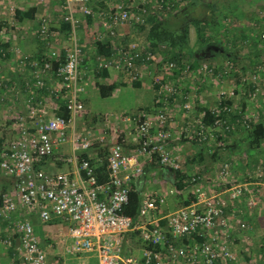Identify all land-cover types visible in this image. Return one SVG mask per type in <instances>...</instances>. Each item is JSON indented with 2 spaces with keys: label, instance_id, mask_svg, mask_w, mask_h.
Wrapping results in <instances>:
<instances>
[{
  "label": "built area",
  "instance_id": "built-area-1",
  "mask_svg": "<svg viewBox=\"0 0 264 264\" xmlns=\"http://www.w3.org/2000/svg\"><path fill=\"white\" fill-rule=\"evenodd\" d=\"M178 4L180 0H130L98 13L91 7L90 0H64L61 23L67 27L64 31L67 35L63 47H51L47 59L42 63L40 59L32 60L30 64L35 80L32 86L49 90L62 102L69 117L58 114L61 104L55 112L48 101L29 104L28 114L15 118L12 130L16 135L9 139L0 137V175L15 180L14 193L0 191V217L10 223L7 229H11L16 235L14 239L18 240L14 245L12 237L4 239L7 248L14 249L17 256L12 264H49L31 220L24 217L12 221L19 207L27 213L38 214L43 223L49 224L54 219L66 223L71 241L68 254H95L99 264L239 262L233 243L250 230L248 220L240 217V207L250 210L260 206L261 192L252 185L264 181L228 187L233 169L230 163L222 165L216 188H207L201 179L193 178V186L185 192L187 196H195L189 205L159 214L167 206V194L147 190L141 192L136 220L126 215L125 210L131 187L143 176L147 165L156 161L174 171L183 170L179 154L170 149L177 137L199 144L215 142L219 135L225 136L232 130L231 115L239 116L238 125L251 126V118L257 117L235 106L234 92L239 90L245 95L249 105L257 103L260 95H264V59L252 74L243 77L238 87L224 89L217 78L234 73L233 62L215 67L204 62L183 61L179 66L162 53L157 56L149 45L130 42L114 47L113 52L99 59L98 69H115L131 81H138L142 70L150 67L157 85L154 110L136 117L120 115L116 120L102 115L95 125L100 130L81 128L87 117L83 93L88 85L82 73L85 53L79 35L83 20L100 15L105 29L120 24L137 27L146 25L150 17L165 20L177 10ZM50 21L42 18L38 27L39 35L47 42L54 36ZM261 38L264 40V33ZM23 63L27 64L25 60ZM178 71L181 77L176 79ZM192 73L199 76L202 84L211 83L217 88L214 91L216 103L207 107L214 115L211 124L205 123L204 112L196 118L192 115L198 106L192 95L186 93ZM54 78L58 85L49 87L47 81ZM30 95L32 99V90ZM175 103L179 104L182 119L188 125L181 131L174 124ZM120 124L135 133L131 151ZM66 145L70 151L60 158L70 167L68 170L51 172L42 168ZM104 163L107 179L100 182L97 169ZM253 171L257 177L252 178L264 179V162ZM174 192V189L170 191ZM195 234L202 241L190 239L189 243H184ZM136 236L141 242L139 250L131 240Z\"/></svg>",
  "mask_w": 264,
  "mask_h": 264
},
{
  "label": "crops",
  "instance_id": "crops-1",
  "mask_svg": "<svg viewBox=\"0 0 264 264\" xmlns=\"http://www.w3.org/2000/svg\"><path fill=\"white\" fill-rule=\"evenodd\" d=\"M15 1L17 2L16 5L19 10L25 12L32 8H35L36 14L34 19L22 18L21 20H17L14 15L11 18L9 17L5 22H0V48H2L6 53L3 57L1 56V58L3 59H0V137L4 139H9L16 135V132L12 130V126L15 123V118L18 115H27L29 104L36 105L40 101H48L47 104L48 106H50V109H52L53 112H55L57 110V107L60 106L59 101L54 96H52L53 94L49 90H38L36 87L32 86L35 80L33 79V68L31 67L32 65L30 64V62L32 60L40 59V62L42 63L43 60L48 58V55L51 51V47H63L67 35V33L64 32L63 24L61 23L62 16L65 13L62 9L64 0H43V5H39V0H35L33 2L32 0ZM228 1L229 2L227 5H218L217 8L222 12H225V9L227 11H230L227 14V17L237 15V19L234 18V20H238L240 22L245 23L239 24L238 22H236V24H233V26L243 27L241 28V32L243 34H248V31H246V29L244 30V28L245 24L249 23L250 21L251 17H249L248 15L251 14L250 12L252 9H255V7H253L254 5L250 3L246 5L244 0ZM90 3L94 5L93 7L95 9H93L98 13H105L107 10H109L108 8L113 6V2L110 0H90ZM234 11L236 13H234ZM177 12L178 11L175 12V15L179 13ZM42 18H49L53 26L54 36L48 39L49 44L47 41L43 40L38 33V27ZM230 20L232 21V19ZM103 23V19H101L100 15H98V17H95L94 19H84L79 28L80 40L85 53V58L82 62V73L85 77V81L88 82V85L85 88V92L83 93L87 117H91V102H94L101 98L99 85L111 86L113 84H117L118 86L114 90L111 97H113L114 95L119 96L120 89L123 87L135 88L133 84H131V81L127 76L120 74L115 69L108 70L109 76L107 77L99 76L102 71H100L97 67L100 62L99 59H101L102 57H106L100 54L99 45L110 44L109 49L111 53L113 52L114 47L134 42L135 39H141L137 37L139 36V31L142 30V28H136L128 24H120L117 26H113L111 29H105ZM236 30L239 31V28H237ZM12 32H14L15 34ZM94 32H96V34H94ZM142 38L145 39L144 37ZM244 39L248 40L246 35H243L241 37V40ZM217 53L220 54L219 57H216V55L213 53L212 55H210V57H208L207 55L201 60H191L189 62L200 63L201 61L203 62L205 60H208L210 62L212 61V63L218 62L222 58L221 56H223L225 51H217ZM239 53L240 58L247 59L248 62L251 61L250 59H252V57L250 58V54H242L241 52ZM62 55H64L63 52ZM247 56L249 57L247 58ZM24 60L27 62L26 65L23 63ZM149 69L150 67L142 70L143 75L138 81H141V87H139L140 89L151 93V106L146 111H153L155 106L154 101L156 97L157 85L156 83L151 84L147 81V76H150L151 78L153 77L151 75V73L153 72H151V70ZM245 70L246 69H244L243 71ZM123 80L124 82L127 81V85L122 84ZM47 83L49 87L55 88L58 85V80L54 78L53 81H47ZM29 84L32 87H30ZM206 85H211V83ZM2 88H4V90ZM188 89L192 92L195 88H193L190 84L186 89V93L191 94L192 97L191 95L190 97L193 98V92H188ZM31 90L34 95L32 99L30 98ZM208 90H211V88H208ZM203 92L205 91H197L194 96L197 97L198 94H203ZM243 96L244 98L240 100L241 102L243 101L244 106L246 107V112H253L255 110L258 111L259 114V110L261 112H264V95H260V98L257 100V103L253 105H249L248 103H246V97L245 95ZM197 99L201 101L202 107H200V111L203 108L209 107L212 103V105L216 103V100H213V102L209 103V100H203L201 97H198ZM173 110L175 112V128L181 131V129L186 128L188 125L182 119V116L179 115L182 110L178 103L174 104ZM201 113L202 112H198V114L194 115V118L200 116ZM262 115L264 116V113H262ZM257 116L258 119L263 118L260 115ZM95 117L96 116L92 118ZM261 120L263 121V119ZM120 126L122 132L124 133L123 135L125 136L128 142V150L131 151L134 148V145L132 144V139L134 138L135 133L131 129H128L125 124H120ZM238 132H236L235 134H238ZM235 134L234 136H236ZM61 148L62 149L57 151V154L56 156H54V158L46 161L45 164L42 165V168L51 172H54V170L64 171L70 168L68 165L64 164L60 158L65 153H68L70 151V148L68 145ZM216 148L217 145L215 143L210 145L199 144L191 142L190 140L187 141L184 139H180L179 137H177L175 142H172L170 144V149L173 152L179 154V157L181 158L183 164V169L187 173L188 169H191L192 171H194L195 169V171L199 172L202 176V183L210 189L213 187L216 188L219 182L218 179L220 178L219 173L221 171L222 161L220 162L214 158L216 160L215 162L208 157V154H211L212 151H214L213 156L216 157L220 155V151L217 150H221L223 152L228 151L224 148ZM214 153L216 154L214 155ZM225 155L226 158L229 154ZM153 164L154 163H150L149 165H147L145 173L143 174V176H140L135 185L138 186L140 192L148 190L163 192L167 194V206L163 208L159 212V214H162L164 212L166 213L169 211H175L183 207L185 201L184 198L188 197L186 193L180 195L176 192H167L168 189L170 191L173 190V186L169 183V181L165 180V177L170 175V177H174V179L176 180V171L171 169L169 166H161L158 163L154 165L157 168L153 170H147L151 168ZM165 167L170 168L169 170H171V173L168 171L163 172ZM195 171L192 173L195 174ZM230 181L232 182V184L238 183L233 181L232 179ZM14 185V178L0 175V191L12 194L14 193L15 189ZM259 186H264V182L263 184L261 183L259 185H252L255 190H261ZM177 197H184L183 199H179L181 202H183V206H180L179 208L175 207V201ZM243 216L246 217L247 214L243 212ZM24 217H28L33 223L41 247L47 253L49 264H99L95 254H83L79 256H71L70 254H68L71 241L68 239V225L66 223H62L57 219H54L49 224L43 223L39 218L38 214L36 215L34 213H27L24 209H22V207H19L17 213L13 216L12 221L15 222V220ZM9 224V222L4 221L0 217V264H12L13 260L17 258L15 250L7 248V246L4 244V239H11V237L13 238L14 245L18 243V240L14 239L16 236L14 235V232L11 229H7L9 228Z\"/></svg>",
  "mask_w": 264,
  "mask_h": 264
},
{
  "label": "rangeland",
  "instance_id": "rangeland-1",
  "mask_svg": "<svg viewBox=\"0 0 264 264\" xmlns=\"http://www.w3.org/2000/svg\"><path fill=\"white\" fill-rule=\"evenodd\" d=\"M35 0H32V2ZM37 1V0H36ZM113 2V5L118 4V3H124V2H129L130 0H110ZM182 1V0H181ZM228 0H198L197 3L193 4L192 0H186L183 4H178L177 10L180 11L178 14L175 15V12L167 17L169 21V26L171 27L170 29L172 30H177V31H169L168 32V38L171 37H178L181 34V30L178 28L183 26V27H188L189 30V46L195 47L198 49V35L203 32V27L202 21L207 22L208 24L205 32L209 33V35L212 36L213 41H216L220 44H224L226 46L227 50L230 51L233 54H236V52H241L242 54H250V59L251 63L248 62L247 59H243L240 57H237L234 55L235 58H229L226 59L225 57L221 56L222 58L218 62H213L205 60L203 61L204 63H207L209 65L213 66H222L225 65L227 62H233L236 67V71L231 74L224 75L221 78H217L220 80V84L224 89H235L238 87L244 76H248V73L252 74V62L257 63L255 66H257L260 61H263L264 59V54H260L259 56L256 55L258 51H260L264 47V40L261 38V35L264 33V0H244L246 5L248 3L253 4L251 6L255 7V9L251 10V14H247L250 18L249 23L245 24L246 31H248V34H243L241 32V26H233V24H236L238 22L239 24H244L245 22H240L238 20H234L236 16L232 17H227V14L230 11H227L225 9V12L219 10L217 8L218 5L223 6L228 4ZM17 2L15 0H0V22L6 21L9 17L11 18L12 16L15 15V11L17 8ZM43 5V0H39V5ZM91 7L94 8L92 3H90ZM108 7V6H107ZM95 9V8H94ZM179 9V10H178ZM221 11V12H220ZM234 13H236L234 11ZM232 19V21L230 20ZM237 19V18H236ZM51 28L53 29L52 23H50ZM154 25H139L136 28L141 27L142 30L139 31V36L137 38L141 39H135L134 42H138L141 44H151L149 41L155 40L157 35L156 33H152L151 28ZM9 28V27H8ZM239 28V31L236 30ZM235 34H234V33ZM14 33V32H12ZM15 34V33H14ZM96 34V32H94ZM80 35V34H79ZM243 35H246L247 37H250V39H244L241 40V37ZM235 36V37H234ZM144 37L145 39H143ZM151 37V38H150ZM160 39H164V35L160 36ZM166 40V39H165ZM253 40L258 43V46L255 48L253 45ZM222 44V45H223ZM152 45V44H151ZM153 47V46H152ZM57 48H59L57 46ZM170 43H158L157 48L154 50L160 52V53H167L171 55V53L174 52V48ZM218 50V48H215V52ZM224 50V49H223ZM4 50L0 48V59L2 60L1 56L3 57ZM216 57H219V53H214ZM212 55V53L210 54ZM208 55V57H210ZM207 56V55H206ZM243 57V56H242ZM245 58V57H244ZM202 62V61H201ZM200 62V63H201ZM215 66V67H216ZM246 69L245 71H243ZM250 71H249V70ZM1 70V67H0ZM250 74V75H251ZM156 75V74H155ZM157 76V75H156ZM160 76V75H158ZM147 81L151 84H154L155 79H153L155 76L152 78L150 76H147ZM181 77L180 71L177 72V77ZM188 85H192L193 88H195L193 92V98L195 100V104L197 103L196 109L193 112V116L198 114V112H201L199 109L201 106V101H199L197 98L201 97L203 100H209V103L213 102L215 100L214 97V84L211 85H206L201 83V79L196 73H192L188 77ZM149 79V80H148ZM216 79V80H217ZM210 80H214L213 77H210ZM131 81V80H130ZM147 82V83H148ZM130 83V82H129ZM124 85H127V81L123 83ZM131 84H133V81H131ZM218 85V86H219ZM208 88H211V90H208ZM4 90V88H2ZM197 91H205L203 94H198L197 97L194 96ZM188 92L189 91L188 89ZM191 92V93H192ZM235 94V99L233 100L235 102L236 107H241L243 109V113H245V109L243 108V101L241 102L240 99H243L244 96L243 94L239 91L236 90L234 92ZM212 99V100H211ZM151 93L148 91H144L140 88H121L120 89V94L119 96L114 95L113 97H109L106 99L99 98L98 100L91 102L90 104V109H91V117H86L82 123L81 128L84 129H92L94 128L95 130H100L101 128L96 127L95 125H98V117L101 115L109 116L111 117L112 120H116L120 115H129L130 117H136L142 112L148 110L151 106ZM213 104V103H212ZM210 106H213V105ZM251 110V109H250ZM253 110V109H252ZM259 110V108H258ZM260 114L258 111H248L247 115L253 116L255 113V116L257 117L256 119L251 118V126L249 128H246L244 126H241L240 130H236L238 134H235L236 136H230L229 138H226L225 140L219 141L216 140L215 142L212 143H206L208 145L210 144H216L217 148L216 149H225L228 150L227 152L220 151V155L214 157L213 152L211 154H208V157L212 159L213 161L216 162L215 159L218 161H222V165L226 163H230L233 166V169L231 168V179L235 182L238 183H246V182H254V181H261L263 182L264 179H256L252 177H257L256 172L253 171L254 168H256V165L264 162V147L261 150L258 151H250L249 150V145L248 142H244L246 133L247 131L252 130V125L258 123L261 119L264 121V116L259 110ZM175 114V112H174ZM181 116V114H179ZM260 115L263 118L258 119V116ZM96 116L95 118H92ZM83 130V129H81ZM242 141V142H241ZM198 143L196 141H191ZM241 142L240 146H237ZM215 148V147H214ZM232 150V151H231ZM230 151V152H229ZM216 153H214L215 155ZM225 154H229L225 158ZM215 158V159H214ZM170 168L165 167L163 172H167ZM184 170V169H183ZM220 170V168H219ZM185 171V170H184ZM188 173H192L195 171H192L191 169L187 170ZM54 172H59L58 170H54ZM212 173V172H211ZM193 175H200L199 172L195 171V174L192 173ZM195 175V176H196ZM220 176V174H219ZM200 175V179H201ZM255 179V180H254ZM237 183V184H238ZM254 184V183H253ZM260 187V192L259 194V199L261 200L260 206L256 207L253 209V220L248 221L250 223V230H247L243 233V236H241L240 239H236V241L233 243L235 246V251L238 256L239 262L237 264H264V186H259ZM167 192H170L168 189ZM176 205L175 207H180L183 206V202L179 200L177 197L175 201ZM182 204V205H181ZM132 244L136 245L137 250L141 248V242L139 240V237H132ZM138 243V244H137ZM250 260V261H248Z\"/></svg>",
  "mask_w": 264,
  "mask_h": 264
},
{
  "label": "trees",
  "instance_id": "trees-1",
  "mask_svg": "<svg viewBox=\"0 0 264 264\" xmlns=\"http://www.w3.org/2000/svg\"><path fill=\"white\" fill-rule=\"evenodd\" d=\"M192 1H193V4L198 2V0H192ZM184 2H186V1L182 0L181 4H183ZM35 14H36L35 8H32V9L25 11V12L17 9L15 11V18L17 20H21L22 18L34 19ZM206 23L207 22H204V21H202V23H198V24L203 25V27H200V28H203L204 31L198 35V43H200V44L198 45V49H197L195 47L189 46V43H188V40H189L188 27H183V26L179 27L178 29L181 30V34L177 38L171 37V38L167 39L169 31H177V30H173V29L171 30L170 29L171 27L169 26L168 19H165L162 21H157L156 18L150 17L148 19L147 24L154 25L151 28V30H152V33L153 32L156 33L157 37L154 41L153 40L151 41V39H150L149 41L151 42L152 45L151 44L150 45L148 44V45L153 50V52L157 53V56H159L161 53L158 52L157 50L156 51L154 50V48L155 49L157 48L158 43L159 42L165 43V41H166V43H170L174 48V49L172 48L174 50V52L171 53V55H169L167 53H162V54L166 55V58H168L169 60L177 62L179 64V66L182 65L183 61L201 60V59L205 58L206 55H210L211 53L212 54L215 53V51H214L215 48H218L217 51H219V52L225 51V53L223 54V57H225L226 59L235 58L234 55L237 57H240L239 52H236V54H233L227 50L226 46H224L223 43H222L223 44L222 45L216 41H213L212 36L209 35V33L205 32L206 28H204V27L208 26V24H206ZM66 28L67 27L63 25L64 31L66 30ZM161 35H164V39H160ZM247 38H249V37H247ZM252 46H254L256 48L258 46V43H256L253 40ZM109 47H110V44L109 45L108 44H100L99 45L100 54L103 56H108L110 54ZM262 53L264 54V47L260 51H258L256 53V55L259 56L260 54L262 55ZM248 57L249 56H247V58ZM166 58L164 59V62H165V60H167ZM256 64L257 63L252 62V65H253L252 71L255 70ZM151 66H153V65H151ZM157 67L160 68L161 64H159ZM156 73L159 74L160 70H158ZM99 76H103V77L109 76L108 71L104 69L103 71H101ZM117 86H118L117 84H113L111 86L99 85V91H100L101 98L106 99V98L111 97L114 90L117 88ZM133 86L135 88L141 87V81H133ZM227 103L232 104L231 102H227ZM60 104H61V109L58 112V114L62 115L63 117H69L68 111L65 110L62 102H60ZM243 108L246 109V107L244 106V103H243ZM201 112L205 113V116H204L205 123L211 124L213 119H214V115L212 114V111L208 108H203V109H201ZM231 116H232V120H231L232 122L231 123L233 124L232 130L230 132H228L225 136L219 135L217 137V140H219V141L225 140L226 138L233 136L236 130H240L241 124L238 125L236 123L237 118L239 116H234V115H231ZM246 141L248 142L250 151H254V150L258 151L264 147V121L260 120L258 123L252 125V130L247 131V133H246V137H245L244 142H246ZM241 142L237 146H240ZM156 163L157 162L154 161L153 166L147 170H153V169L157 168L154 166V165H156ZM107 173L108 172L106 169V163L99 166V168L97 169V174L100 177V182L106 181ZM175 175H176V180L174 182L173 189L175 190L176 193H178L180 195H183L190 187L193 186V178L194 177H196L197 179L200 180V175L195 174L196 175L195 176L192 173H187L184 170L176 171ZM231 185H232V182L229 181L228 187H230ZM188 197H189L188 199H185L184 197H178V198L179 199L184 198L185 199L184 205H189L192 203L193 200H195V196L192 194H189ZM140 206H141V192H140L138 186L133 185L131 187L130 201H129L128 206L126 207L125 214L136 220L139 216ZM240 210H241L240 211V217L243 216V212H244L245 214H247V216L246 217L244 216L243 219L248 220V221L253 220V216H254L253 209L247 210L244 207H240ZM190 239L192 241H194V240L202 241V239H200L195 234L191 238H189V240L188 239L184 240V243L185 244L189 243ZM248 261H250V260H248ZM19 263H20V261H19Z\"/></svg>",
  "mask_w": 264,
  "mask_h": 264
},
{
  "label": "water",
  "instance_id": "water-1",
  "mask_svg": "<svg viewBox=\"0 0 264 264\" xmlns=\"http://www.w3.org/2000/svg\"><path fill=\"white\" fill-rule=\"evenodd\" d=\"M168 172L171 173V170H168ZM165 180L169 181V183H170L172 186L174 185V182H175L174 177L172 178V177H170V175H168V176L165 177Z\"/></svg>",
  "mask_w": 264,
  "mask_h": 264
}]
</instances>
